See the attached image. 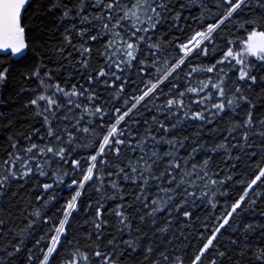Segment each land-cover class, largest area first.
Here are the masks:
<instances>
[{"label":"snow or ice","instance_id":"snow-or-ice-1","mask_svg":"<svg viewBox=\"0 0 264 264\" xmlns=\"http://www.w3.org/2000/svg\"><path fill=\"white\" fill-rule=\"evenodd\" d=\"M27 3L0 0V49H10L11 54L27 47L28 25L22 15ZM251 4L252 0L202 3L199 17H192L199 26L184 35L190 30V26L179 24L188 6L185 0H78L75 5L51 0L49 8L63 9L61 20H77L64 30V45L56 48L55 54L70 59L73 53L68 52L67 57L65 53L67 46H72L78 53L76 67L87 75L68 86L54 77L51 69L44 71L42 64L31 73L39 78L40 90L26 106L35 107V115L42 118L46 130L31 127L26 135L17 134L23 144L17 136L9 137L10 150L0 160V201L9 193L18 196L34 176L50 178V182L33 184L40 194L30 195L23 203L18 213L23 227L10 229L15 239L10 242L11 251L2 258L3 264L24 249L25 264H121L126 251L141 247L147 260L156 249L152 240L144 246L148 233L135 222L149 225L153 236L163 237L172 232L177 220H191L198 204L207 202L218 209L217 193L226 192L225 182L236 179L242 155L256 163L247 179L237 181L242 187L238 197L230 203L225 197L219 215L213 213L214 221L209 224L208 218L204 220L198 242L185 245V251L191 248L188 255L182 252L173 256L165 247L151 264H224V258L232 259L228 249L240 243L237 236L245 241L237 253L241 257L252 248L247 243L250 234L260 230L258 239H264V211L259 212V219L244 221L246 214L256 215L257 205L264 203V156L257 159L249 144L254 134L264 137V116L257 119L256 105L246 94V89L264 84V75H260L264 69V13L239 18ZM257 6L264 8V0H257ZM166 23L169 29L160 31ZM228 25L233 31L226 37L219 35ZM173 29L180 34L166 39ZM238 32L245 33L243 39L234 34ZM75 38L80 39L78 45H73ZM97 40H103L96 50L102 60L98 70L91 69L92 45ZM8 72V68L0 70V84ZM97 83L115 89L111 107L108 101L99 100L94 90ZM129 85L131 96L125 95ZM244 103L249 107L243 120L210 128L219 138L212 143L201 140L199 130L192 134L195 139L190 148V136L171 134L189 123H198L200 128L212 125L226 111L235 112ZM57 121L63 126L56 127ZM37 136L43 142L36 141ZM237 148L240 152L233 155ZM260 150L264 153V145ZM219 152H224V159L231 164L227 169L213 170V157ZM221 171L227 175L221 176ZM128 183L132 192L125 202ZM14 184L16 190L10 191ZM56 187L61 189L60 196L53 192ZM86 192L102 195L95 203L89 198L85 206ZM114 200L120 202L107 211L116 220L119 238L109 239L102 248L100 241L110 223L104 216L105 206ZM53 204L59 206L53 208ZM81 209L88 217L84 224L92 226L83 234L82 238L90 242L83 247L80 238L73 237L79 229H73L72 223ZM5 223L0 218V226ZM38 223L46 230L35 238ZM189 226L182 224L179 236L173 234L167 242L188 239L183 229ZM225 232L231 233L227 247L220 242ZM250 256L251 264H264V245L257 244Z\"/></svg>","mask_w":264,"mask_h":264},{"label":"trees","instance_id":"trees-1","mask_svg":"<svg viewBox=\"0 0 264 264\" xmlns=\"http://www.w3.org/2000/svg\"><path fill=\"white\" fill-rule=\"evenodd\" d=\"M51 0H31L26 9L23 12V22L28 25L26 30V40H27V50L26 54L18 60H13L9 55H0V70L4 68H8V76L6 81L3 84H0V160L5 158L7 151H9V137L17 136L20 139L21 144L24 143L23 138L18 136L17 134L23 133L27 134L28 131L31 130V127L39 128L41 132H44L46 129L42 127L43 120L42 118L35 115V107L34 106H26L27 102L33 98L37 91H39V78L32 76L31 73L35 72L37 65L42 64L44 71H49L50 69L53 72L54 77H58L62 84L67 83L70 86L72 83H76L77 80L81 78V76H86L87 73H82L76 67V58L78 53L73 52L72 46H67L65 56L67 57L68 52H72L73 55L70 59L60 58L55 54V49L64 45L63 33L66 28L69 27L72 23H77V20H73L71 18H65L63 20L60 19L63 9L49 8V4ZM64 3L68 5H75L78 3V0H64ZM186 6L182 12L181 19L179 24L181 26L188 25L190 26V30L183 33L184 35H190L191 31H194L199 25L194 23L192 17H199L201 11V4L210 5L213 3V0H185ZM261 13H264V8H260L257 6V0H252V4L250 8H246L243 12L239 14V18L243 19L245 17H259ZM79 27L80 25L77 24ZM85 27H90V25H84ZM170 24H164L160 31H167L169 29ZM160 31L156 33L157 36L160 35ZM233 30L231 25L226 26L221 29L219 35L227 36ZM180 34L176 29H173L165 38L170 39L172 35ZM244 38V32L234 33ZM75 36V34H73ZM80 43L79 38H75L73 40V45H78ZM103 44V40H97L93 45V58L91 69H97L101 66L102 60L98 56L97 49L101 48ZM255 60V58H252ZM195 62V61H193ZM201 63L207 64L210 61H200ZM61 65L63 67L61 68ZM257 68H260V65L257 64ZM89 69V71H91ZM71 74V75H69ZM42 75V74H41ZM183 75V73H181ZM260 75H264V69L260 70ZM134 79H138L134 76ZM54 82V81H53ZM229 86H231V81H229ZM118 87V85H117ZM264 89V84H257L255 88L251 90L246 89V94L252 97L255 105H256V116L259 119L260 116H264V95L261 94V90ZM94 90L98 91L99 100L108 101V107H111V104L114 102L112 98V94L115 89L110 85L101 87L99 83L94 86ZM125 95H132V86L129 85L127 87ZM61 104L65 101L61 99ZM81 102H86L81 100ZM99 102V101H98ZM122 103V101H121ZM119 106V105H117ZM248 104L244 103L240 106L237 111L233 112L231 110L226 111L214 124L205 125L203 128H200L198 123H189L178 127L177 129L172 131V135L174 136H190L188 147H191V140L195 139L192 136L193 133L199 130L200 139L208 140L209 143L214 142V140H218L219 138L215 133L210 131V128H214L217 125L220 127H225L227 124L231 123L234 120H243L248 111ZM66 114L65 111H60L59 115L64 116ZM76 115H79V112H76ZM86 122V121H85ZM56 127H62L63 125L60 121L56 122ZM255 133V129H253ZM237 137H239V132L236 133ZM36 141L43 142L39 136L36 137ZM249 144L253 147L251 151H255L257 153V159L261 156H264V153L261 152L260 146L264 145V137L259 136L258 134H254L251 136L249 140ZM240 152V149L237 148L233 151V155ZM83 155V153H81ZM225 153L219 152L214 154L213 157V170L215 169H227L230 167L231 162L224 159ZM203 154H200L202 159ZM124 159H127L125 156ZM256 163L255 160H249L247 156L241 157V161L236 168V179L232 181H226L225 186L227 191H221L217 193V201H218V209L222 208L225 204V197L227 198V202H231L242 192V187L238 185L237 181L241 178L247 179V173L252 171L253 165ZM220 175H227V172L221 171ZM45 182H50V178H44L34 176L31 180H29L26 184V187L19 190V194L16 197H12L9 193V197L3 201H0V218L5 220V225L0 226V264H3L2 258L7 255L8 252L11 251L10 242H14V235L10 231L12 228L23 227L22 217L18 215L20 212L22 205L27 201V198L31 195H39L40 192L33 188V184L39 183L41 186ZM264 188V185H261ZM16 190V185L12 186L10 191ZM125 191L129 193V196L125 198V202L130 198L132 192V185L128 183L126 185ZM53 192L57 195H61V189L56 187ZM53 193H49L52 195ZM67 195V192L63 193ZM99 195L95 192H86L84 195V204L87 205V201L89 198L95 203L99 199ZM110 195V193H108ZM119 200H114L108 202L105 206L104 216L106 219H109L110 223L105 227L104 232L105 235L103 239L100 241L101 247L107 244L109 239L113 237L119 238V234L117 232L118 225L114 217L110 216L107 209H111L114 207L115 203H119ZM62 203V201L60 202ZM59 204H53V208L58 207ZM218 209H212L210 205L205 202L202 204H198V207L193 210V215L191 220L187 218L179 219L172 226V232L166 234L163 237H160L159 234L153 236V229L149 227V225L144 224L141 225L138 222H135V226L140 228L142 232L146 231L148 233L147 238L144 239V246H147L149 240L153 241V245L156 251L149 259H144L145 252L144 247H141L138 251H126L124 253L123 258L121 259V264H151V260L156 259L157 255L160 251H163L165 247L169 249V252L173 256L181 255L182 252L184 255H188L191 251L189 247L187 251H185V245H194L198 242V230L201 228V224L204 222L206 218H208L209 224L214 221V216L219 215ZM264 211V203H260L257 205V213L256 215L246 214L244 217V221L248 222L250 220L259 219V212ZM182 215V214H181ZM88 217H85L83 214V209H81L80 213L73 220V229H79L78 232H73V237L80 238V245L83 247L85 244L90 243L85 241L82 237L84 233L92 230L91 225H85L84 220ZM164 215L161 216V223L163 222ZM26 223V221H24ZM187 223L190 225L187 228H184L183 231L188 239H184L180 237L179 239L173 240L171 243H168V237L175 234L177 237L179 236L180 226L182 224ZM264 223V220L261 221ZM235 224V221H233ZM159 226V225H158ZM46 229L42 227L39 223L34 228V236L35 238H39L40 234L44 232ZM230 232H225L223 236L220 238V242L223 246L227 247L229 242L227 237L230 235ZM125 238H127V233L124 234ZM260 236V230H257L255 233L249 235L247 243L252 246L248 250V252L243 256L237 255L240 248H242L245 244V241L242 236H237L240 243L228 249L229 256L232 257L231 260H228L227 257L224 258V264H236V261L239 260L241 264H251V256L250 253L253 248L259 245H264V239H258ZM29 247L31 246V242H29ZM118 251H123V249H118ZM61 252H64V249H61ZM27 255V249L22 250L18 254L10 257L7 260V264H25L24 257ZM94 264H99V261H94ZM206 264V262H205Z\"/></svg>","mask_w":264,"mask_h":264},{"label":"water","instance_id":"water-1","mask_svg":"<svg viewBox=\"0 0 264 264\" xmlns=\"http://www.w3.org/2000/svg\"><path fill=\"white\" fill-rule=\"evenodd\" d=\"M30 1L31 0H28V3L26 5V7L30 3ZM24 10H22V15H23ZM26 50H27V47H26V49L22 50L18 54H11L10 49H0V55H9L13 60H18V59H20L21 57H23L26 54Z\"/></svg>","mask_w":264,"mask_h":264}]
</instances>
